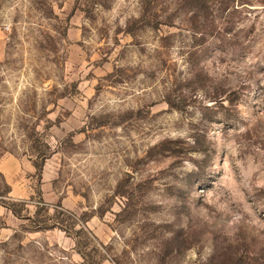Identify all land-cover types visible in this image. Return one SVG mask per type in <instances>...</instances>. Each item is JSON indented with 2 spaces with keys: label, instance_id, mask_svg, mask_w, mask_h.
<instances>
[{
  "label": "rangeland",
  "instance_id": "374dc122",
  "mask_svg": "<svg viewBox=\"0 0 264 264\" xmlns=\"http://www.w3.org/2000/svg\"><path fill=\"white\" fill-rule=\"evenodd\" d=\"M7 157L0 264H264V0H0Z\"/></svg>",
  "mask_w": 264,
  "mask_h": 264
},
{
  "label": "crops",
  "instance_id": "0c3cea01",
  "mask_svg": "<svg viewBox=\"0 0 264 264\" xmlns=\"http://www.w3.org/2000/svg\"><path fill=\"white\" fill-rule=\"evenodd\" d=\"M0 166L1 170L5 172L6 176L8 177V180H12L15 172L18 171V164L8 157L6 158V160L4 159L3 161H1Z\"/></svg>",
  "mask_w": 264,
  "mask_h": 264
},
{
  "label": "trees",
  "instance_id": "16d2710c",
  "mask_svg": "<svg viewBox=\"0 0 264 264\" xmlns=\"http://www.w3.org/2000/svg\"><path fill=\"white\" fill-rule=\"evenodd\" d=\"M201 1V0H200ZM9 208L13 211V213L14 214H16V215H20V210L19 209H17L16 208V206L14 205V204H12V205H9ZM27 218H30V217H27ZM61 228H63V229H65L66 231H71V228L70 227H68L67 228V226H65V225H62V224H58ZM40 227H46L45 225H41ZM77 242H78V240H77Z\"/></svg>",
  "mask_w": 264,
  "mask_h": 264
}]
</instances>
